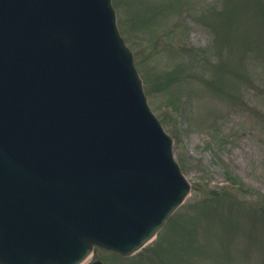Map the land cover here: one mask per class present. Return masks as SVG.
Returning <instances> with one entry per match:
<instances>
[{"label":"water","instance_id":"water-1","mask_svg":"<svg viewBox=\"0 0 264 264\" xmlns=\"http://www.w3.org/2000/svg\"><path fill=\"white\" fill-rule=\"evenodd\" d=\"M170 145L110 0H0V263L139 248L189 190Z\"/></svg>","mask_w":264,"mask_h":264},{"label":"rangeland","instance_id":"rangeland-1","mask_svg":"<svg viewBox=\"0 0 264 264\" xmlns=\"http://www.w3.org/2000/svg\"><path fill=\"white\" fill-rule=\"evenodd\" d=\"M118 1L116 12L120 29L146 77L147 70H152L150 67L167 71L175 61L181 60L196 69L201 68L199 58L202 57L196 54L207 44L210 35L204 20L195 17L196 12L192 13L191 2V11L185 9L187 14L183 17L175 12L179 2L185 5L182 0ZM194 1L199 6L204 2L211 6L221 0ZM160 4L164 7L158 6ZM154 7L162 8L167 16L156 9L147 13ZM149 15L159 18L157 24L151 25L152 17L143 20ZM233 18V23H228L232 36L227 51H231V56L223 72H215L212 67L207 70V79L210 73L221 74L222 81L220 79L217 86L224 92L201 87L200 82L206 80L197 75L200 82L192 84L201 89L194 92L187 89L193 128L186 132L179 130L176 136L175 157L182 160L183 172L196 188L172 215L173 226L168 228L170 222L161 232L159 243L158 238L154 239L135 255L123 259L96 248L94 258L104 264H264V212L261 210L264 207V23L255 9L244 8L242 1L235 7ZM135 19L136 22L143 20L138 23L139 28L133 27ZM249 41L247 51L241 45ZM177 43L196 49L190 54L180 52ZM159 95L152 90L148 98L153 110L160 117V110L172 117L174 111L163 105L168 99L162 100ZM209 110L217 112V116H206ZM215 118L221 121L219 141L209 139L208 136L213 137L212 131L206 127ZM166 128L174 130L169 122ZM230 172L239 178L240 187L230 183ZM220 185L229 186L227 195L223 189L219 190ZM246 187L249 191L243 189ZM211 189L220 191L216 198L220 202V213L202 211L205 206L199 200ZM154 244L165 245L159 248L157 255L156 248L150 247Z\"/></svg>","mask_w":264,"mask_h":264},{"label":"trees","instance_id":"trees-1","mask_svg":"<svg viewBox=\"0 0 264 264\" xmlns=\"http://www.w3.org/2000/svg\"><path fill=\"white\" fill-rule=\"evenodd\" d=\"M225 193V195H227L228 193L227 192H224Z\"/></svg>","mask_w":264,"mask_h":264},{"label":"bare ground","instance_id":"bare-ground-1","mask_svg":"<svg viewBox=\"0 0 264 264\" xmlns=\"http://www.w3.org/2000/svg\"><path fill=\"white\" fill-rule=\"evenodd\" d=\"M84 261H82L80 264H83Z\"/></svg>","mask_w":264,"mask_h":264}]
</instances>
